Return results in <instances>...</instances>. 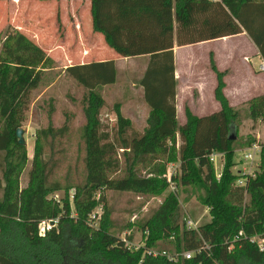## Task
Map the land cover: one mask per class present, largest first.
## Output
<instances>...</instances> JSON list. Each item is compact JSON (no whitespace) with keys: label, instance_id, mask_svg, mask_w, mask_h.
I'll return each mask as SVG.
<instances>
[{"label":"trees","instance_id":"1","mask_svg":"<svg viewBox=\"0 0 264 264\" xmlns=\"http://www.w3.org/2000/svg\"><path fill=\"white\" fill-rule=\"evenodd\" d=\"M257 8L264 9V0H90L92 30L102 35L107 48L119 57L148 56L139 83L149 112L146 127L137 134L115 104L116 122L111 133L100 119L104 99L95 89L116 82L115 61L66 66L64 73L85 90L82 139L86 174L82 184L74 187L76 215L72 217L68 200L48 197L51 191L63 187L50 180L57 160L52 156L45 160L38 144L28 182L25 187L19 185L27 158L15 131L25 118L31 91L41 82L42 68L52 60L24 33L4 34L0 45V150L5 152L0 264H264V249L259 250L251 241L254 236L264 238V142L257 173L245 177L244 185L238 186L239 175L232 173L231 166L242 114L224 95L226 71L217 68L209 51V69L216 79L213 96L220 108L204 116L186 108L185 122L179 124L173 52L174 45L245 31L264 59V13L262 24L254 25L257 17L252 11ZM247 110L252 122H264V95L248 101ZM53 111L50 104L49 114ZM66 128L54 129L49 122L41 132L45 137L62 136ZM176 134L180 138L178 151ZM119 150L124 152L126 167L123 174L116 175ZM158 152H166L168 160H179L181 176L172 177L178 186L193 185L202 190L197 197L209 208L210 220L187 229L180 224L176 194L168 192L141 224L146 232L145 246L132 250L109 230V214L100 219L98 227L93 225L91 215L98 202H105L107 190L138 195L163 193L169 185L162 177V166H153L151 175L135 169L147 166ZM212 152L222 153L225 160L218 179L209 159ZM50 219H57L56 226L44 237L39 236V222ZM239 231L243 234L235 238ZM170 238L174 251L167 252L193 251L191 258L171 261L163 255L144 254L146 248L157 247L159 240Z\"/></svg>","mask_w":264,"mask_h":264},{"label":"rangeland","instance_id":"2","mask_svg":"<svg viewBox=\"0 0 264 264\" xmlns=\"http://www.w3.org/2000/svg\"><path fill=\"white\" fill-rule=\"evenodd\" d=\"M88 14L86 0H0V45L4 34L20 31L42 47L52 60L42 68L41 82L31 91L28 109L19 127L22 130L24 140L22 145L27 158L26 165L19 177V185L25 187L28 182L34 147L38 144L45 160L50 156L57 160V167L50 180L60 183L63 187L61 190L51 191L48 197L58 201L68 200L70 217L76 215L73 202L74 187L77 184H82L86 174L83 164L84 144L82 139V127L85 123L82 96L85 90L63 71L65 66L73 64L70 62L73 60L70 59V55L73 56L76 51L87 50V48L93 52L94 45L98 44L97 41H101V38L95 33H85L81 37L74 33L70 27L75 16L82 18L84 15V19H87ZM216 45L207 44L176 50L179 70L183 73L186 71L184 62L190 57L194 60L192 71L195 74L193 76L203 83L202 111L195 109L197 113L201 114L210 113L216 108L211 93L213 80L208 60L209 50L213 47L216 48ZM91 52L90 54L88 52L89 56L85 58L88 61L96 59L95 56H91ZM142 68L143 65L139 66L137 59L121 60L116 82L95 89L104 99V105L100 110V119L111 133H113L116 122L115 104H118L122 115L131 121L132 131L141 134L146 127L149 109L143 99V89L139 83L143 73ZM181 84L184 87V85L192 83L187 81V83L181 82ZM183 91L178 97V102L176 101V118L179 124L184 121L186 108L193 113L192 105L197 109L201 107L195 96L192 100L186 99V93ZM50 104L54 108L51 114H49ZM237 108L241 111L242 121L232 148L231 171L239 175V178L254 177L259 169L260 151L252 161L246 157V153L254 143L258 144L261 149V142L264 140V123L261 120L252 122L249 119L247 103H243ZM49 122L54 129L66 126V133L62 136L57 134L55 137H45L41 131L47 128ZM174 144L175 150L178 151L180 146L178 134H176ZM168 145H171L170 141ZM123 153L122 150H119L116 155L119 163L116 175L123 174L125 171L126 163ZM126 153L129 154V152ZM4 155L5 152L0 150V197L5 184L1 175ZM129 157H132L131 154ZM224 161L223 154L220 159H215L213 167L216 177H219ZM179 165V160H168L166 152H158L156 158L147 166L135 168L142 175H151L153 166H156L157 169L162 166V169H165L162 177L166 179L168 185L174 184L175 190H171L168 186L163 193L157 195L104 191L105 202H98L92 212L93 225L98 227L100 219H103L105 214H109V230L120 237L126 236L131 247L139 246L138 249H140L145 246L146 235L141 224L150 218L168 192L175 193L178 198L181 225H185V219L195 222L196 228L207 223L210 220L209 208L203 205L197 197L202 193V190L193 185L182 188L172 179L173 176L180 178ZM167 175H170V182L167 180ZM97 198L96 201H98ZM255 238L258 240L256 236ZM142 241H144V246H141ZM171 241V238L162 239L157 242V247L150 248L158 251L169 249L174 251Z\"/></svg>","mask_w":264,"mask_h":264},{"label":"crops","instance_id":"3","mask_svg":"<svg viewBox=\"0 0 264 264\" xmlns=\"http://www.w3.org/2000/svg\"><path fill=\"white\" fill-rule=\"evenodd\" d=\"M86 5L89 10L87 19H84L85 18L84 15L82 18L75 16L74 21L71 23L70 26L71 29L74 31V33L80 35L81 37L85 33L87 34L94 33L92 30L91 16H90V0H86ZM258 8L253 9L252 11L255 17H257L253 21L254 25H261L263 22L262 13H264V9H258ZM261 32H262L261 35L264 38V28ZM95 35L101 38V41H97V43L98 44L100 43L101 45L95 44L93 52H91L88 48L87 50L85 49V50L76 51L73 56L70 55V59H73L70 61L71 63L73 62V64H86L90 62L85 58L88 57L91 52V56H95L96 61L114 60L117 71L119 70V61L128 60V59H137L138 65L139 66L140 64L143 65L142 72L144 71L148 56L144 55L137 57H119L112 50H110L104 45L101 34L95 33ZM207 44H217L216 48L213 47L209 51L213 53V58L215 60L217 68L221 71H226L224 75L225 87L223 89V92L226 98L228 99L229 104L232 107L237 108L243 103H248V101H250L255 97L264 95V70L260 69V64L264 61V59L260 55L258 48L253 43L251 38L247 35L245 31H243L238 34L224 36V37L197 42L193 44H188L183 46L174 45L173 47L174 66H175L174 74L177 80V84H176L177 102L181 91L184 90L183 93H186V97H185L186 99L192 100L195 96L200 103L201 107H199L198 109L192 105V111L195 115L204 116L209 114V113L201 114L195 111V109L198 111H202L201 102L204 97V86L201 81L195 79L196 77L193 76V74H195L194 71H192V65L194 63V60H192L190 57L186 59V61L184 62V68L186 69V71L183 73L178 68L179 65L178 52L176 51V50L188 49L191 47L207 45ZM107 55L109 56L107 57ZM210 72L212 74L211 78L213 80L211 86V93L213 94V90L216 85V79H215V74L211 70ZM187 81H191L192 84L191 85L186 84L183 87L181 82L187 83ZM213 102L216 108L210 113L215 112L220 108L219 103L215 99ZM184 122H185V118L181 124H183ZM262 142H264V140Z\"/></svg>","mask_w":264,"mask_h":264},{"label":"built area","instance_id":"4","mask_svg":"<svg viewBox=\"0 0 264 264\" xmlns=\"http://www.w3.org/2000/svg\"><path fill=\"white\" fill-rule=\"evenodd\" d=\"M260 69L264 70V61L260 64ZM260 151V147L258 144L254 143L251 145V147L249 148V151L246 153V157L249 160H253L255 158V155ZM222 157V153H218V152H212L209 155V159L210 161L214 164L215 163V159L216 158H221ZM168 177V182H170V175H167ZM218 178V176H217ZM246 178H238L236 184L238 186H243L244 185V181ZM169 187L171 188V190H175V185L170 183ZM92 216V215H91ZM94 217V216H93ZM57 224V219H50V220H42L39 222L38 227H37V233L39 236L44 237L48 232L51 231V229L53 227H55ZM185 226L187 229H195L196 228V224L195 222H193L191 219H185ZM144 234H146V232H144ZM243 233L242 231H239L238 235L235 236V238H237L238 236H241ZM126 236L121 237V239L125 242V244L128 246L129 249L132 250H138L139 246H134L131 247L130 244L127 242ZM258 240L254 237L251 238L252 242H255L259 248V250H263L264 249V238H260L257 237ZM144 246V241H142V245ZM145 255H149L152 257H156V256H166L169 260L171 261H177L179 259V257H182L184 259H189L191 258V256L193 255V251H183L181 253L179 252H174V253H169L165 250L163 251H158L157 249H153V248H146L144 251Z\"/></svg>","mask_w":264,"mask_h":264},{"label":"water","instance_id":"5","mask_svg":"<svg viewBox=\"0 0 264 264\" xmlns=\"http://www.w3.org/2000/svg\"><path fill=\"white\" fill-rule=\"evenodd\" d=\"M15 134H16V137L18 138V143L21 145L24 144V140L22 138V130L20 128L16 129Z\"/></svg>","mask_w":264,"mask_h":264}]
</instances>
